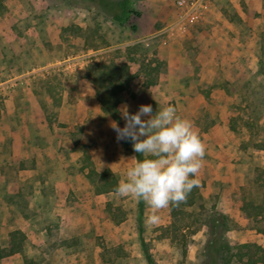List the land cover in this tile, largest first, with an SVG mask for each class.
Listing matches in <instances>:
<instances>
[{
	"label": "rangeland",
	"instance_id": "374dc122",
	"mask_svg": "<svg viewBox=\"0 0 264 264\" xmlns=\"http://www.w3.org/2000/svg\"><path fill=\"white\" fill-rule=\"evenodd\" d=\"M116 1L0 0V245L14 229L26 235L23 251L0 264H150L145 249L154 264H242L215 246H264L256 230L264 219L240 211V187L264 167L255 144H264V0H203L202 13L181 25L165 18L164 0H131L145 14L119 25L111 18ZM149 61L159 75L145 87ZM109 62L135 75L119 109L174 106L206 146L199 183L208 167L222 176L204 181L201 205L187 208L185 219L173 223L168 207L148 223L152 209L143 201L98 194L86 177L83 150L119 183L136 162L131 142H118L111 127L125 121L104 113L96 97L92 65ZM217 125L213 145L208 132ZM219 213L236 225L214 245L219 233L205 219Z\"/></svg>",
	"mask_w": 264,
	"mask_h": 264
},
{
	"label": "clouds",
	"instance_id": "9594fccd",
	"mask_svg": "<svg viewBox=\"0 0 264 264\" xmlns=\"http://www.w3.org/2000/svg\"><path fill=\"white\" fill-rule=\"evenodd\" d=\"M123 127L116 122L111 127L117 141L131 142L133 150L145 159L126 171L115 193L121 198L143 201L152 209L147 222L159 220V210L186 202L192 190L199 186L197 178L206 155V146L195 132L191 121L178 116L174 106L153 112L151 105H141L130 113L125 105L120 110Z\"/></svg>",
	"mask_w": 264,
	"mask_h": 264
},
{
	"label": "trees",
	"instance_id": "16d2710c",
	"mask_svg": "<svg viewBox=\"0 0 264 264\" xmlns=\"http://www.w3.org/2000/svg\"><path fill=\"white\" fill-rule=\"evenodd\" d=\"M141 12L136 10L131 0H117L116 10L112 15V20L119 25H124L129 22L131 17L139 16ZM68 29V27H64ZM81 28V27H80ZM93 68V82L96 86V97L100 104L101 110L111 116L114 120L120 119L119 105L124 99V93L130 91V81L135 77L133 73H129L126 67L118 66L114 62L96 63L92 65ZM144 86L150 87L157 83L159 75L158 63L152 64L151 61L143 64ZM257 147L264 149L263 143H255ZM135 153V152H134ZM137 159H145L146 157L139 156L135 153ZM83 159L87 162L86 177L92 183L96 193L115 192V188L119 184L116 175L110 168L103 171H97L91 160V156L87 150H83ZM86 167H84L85 169ZM202 183L194 188L188 195L186 202L179 206H169L170 215L173 223L176 220H182L189 215L187 208L201 205L203 195L201 193V186L205 181V176L201 178ZM241 189V205L240 211L243 218L253 220L255 222L264 219V167H258L255 178L250 179L247 184L242 185ZM232 222V223H231ZM211 231L219 233V239L213 238L214 245L220 239H223V233L230 228H233L234 221L226 214L219 213L218 215H209L205 219ZM220 228V232L219 231ZM218 229V231H217ZM258 232L264 234V227L256 228ZM26 240L25 233L20 229L10 231L9 237L5 245H0V258L8 256L17 252L23 251L24 242ZM144 244V243H143ZM218 248L215 246V251L226 252V260L230 262L232 258L242 264H264V246L256 242H243L235 245L221 244ZM145 254L150 262L154 264L148 250L145 249Z\"/></svg>",
	"mask_w": 264,
	"mask_h": 264
},
{
	"label": "crops",
	"instance_id": "0c3cea01",
	"mask_svg": "<svg viewBox=\"0 0 264 264\" xmlns=\"http://www.w3.org/2000/svg\"><path fill=\"white\" fill-rule=\"evenodd\" d=\"M175 3H176L175 0H164V5H163L164 7H166V10L168 9L167 13L169 15L165 16L166 19L169 18L170 15H173V16L176 17L177 20H176L175 24H173V25H181V23L183 22L184 18L188 17V14H194V13L196 14L197 13L198 15H200V13H202V11H200L199 9H198L199 10L198 11L195 8L183 7V8H179L178 9ZM170 6H171V8H169ZM204 6L207 7V10H209V8L212 7V11L214 13H217V15H219V16L222 15V11H223L222 8L214 5V3H213V6H212V4L206 2V4ZM160 12H161V10H160ZM141 13L143 15L145 14V12H141ZM209 15H211V14H209ZM142 21H145V19L143 18ZM141 25H143V23ZM5 101L7 102V105H8V110L7 111L8 112L13 111L14 107H13L12 97L5 98ZM29 101L31 102V106L33 107V110L35 111V113L40 115L41 112H40V109H39V105L36 102H34V100L31 99V97H29ZM218 129H219V126L217 125V126L211 128V130H209V132H208L209 134L208 135L209 136L211 135L209 138H211L212 140H210L208 143L213 144V145L215 143H220L221 135H220V133L217 132ZM207 170H208V173H209L208 174L209 177L207 178L205 176V181H214L215 178H216V180H218L219 178H222V176H220L219 174L213 176L211 174V169L209 167H208ZM60 183H61L60 181H54L53 185L59 186Z\"/></svg>",
	"mask_w": 264,
	"mask_h": 264
},
{
	"label": "built area",
	"instance_id": "2783aa9c",
	"mask_svg": "<svg viewBox=\"0 0 264 264\" xmlns=\"http://www.w3.org/2000/svg\"><path fill=\"white\" fill-rule=\"evenodd\" d=\"M202 1L203 0H197V1H189L187 0H178V4L180 5L181 8L186 7V8H197L198 6H202Z\"/></svg>",
	"mask_w": 264,
	"mask_h": 264
}]
</instances>
